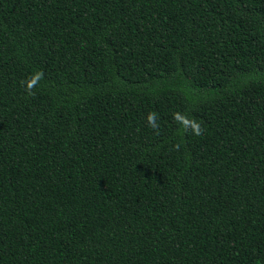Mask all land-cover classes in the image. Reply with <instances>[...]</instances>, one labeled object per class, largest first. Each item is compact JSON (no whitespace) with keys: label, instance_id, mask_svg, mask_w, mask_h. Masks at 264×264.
<instances>
[{"label":"trees","instance_id":"16d2710c","mask_svg":"<svg viewBox=\"0 0 264 264\" xmlns=\"http://www.w3.org/2000/svg\"><path fill=\"white\" fill-rule=\"evenodd\" d=\"M0 264H264V0H0Z\"/></svg>","mask_w":264,"mask_h":264},{"label":"clouds","instance_id":"9594fccd","mask_svg":"<svg viewBox=\"0 0 264 264\" xmlns=\"http://www.w3.org/2000/svg\"><path fill=\"white\" fill-rule=\"evenodd\" d=\"M42 78V72H37L36 74H34L26 82V91H28L30 94H34L32 93V90L38 85L39 81ZM173 119L181 126V131L188 132L190 130L195 136L202 135L203 129L201 127V124L195 119H190L179 112L173 114ZM147 124L153 129V131H157L160 127L158 122V114L155 112H150L147 115Z\"/></svg>","mask_w":264,"mask_h":264}]
</instances>
